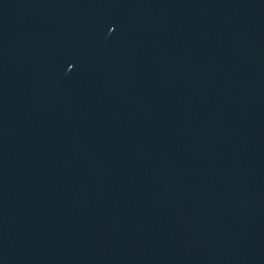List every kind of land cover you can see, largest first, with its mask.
Instances as JSON below:
<instances>
[{"label": "water", "instance_id": "95a60500", "mask_svg": "<svg viewBox=\"0 0 264 264\" xmlns=\"http://www.w3.org/2000/svg\"><path fill=\"white\" fill-rule=\"evenodd\" d=\"M198 48L264 108V0H156Z\"/></svg>", "mask_w": 264, "mask_h": 264}]
</instances>
